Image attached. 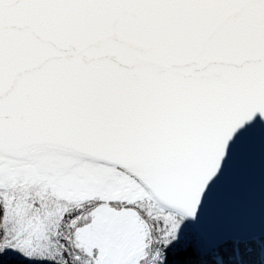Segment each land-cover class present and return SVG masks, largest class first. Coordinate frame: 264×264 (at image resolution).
I'll return each instance as SVG.
<instances>
[{"label":"water","instance_id":"95a60500","mask_svg":"<svg viewBox=\"0 0 264 264\" xmlns=\"http://www.w3.org/2000/svg\"><path fill=\"white\" fill-rule=\"evenodd\" d=\"M94 172L200 256L264 239V0H0V192Z\"/></svg>","mask_w":264,"mask_h":264},{"label":"rangeland","instance_id":"374dc122","mask_svg":"<svg viewBox=\"0 0 264 264\" xmlns=\"http://www.w3.org/2000/svg\"><path fill=\"white\" fill-rule=\"evenodd\" d=\"M0 201L9 215L6 224L8 225L11 221L13 231L12 237L3 242L2 250L7 254L6 257L29 260L33 264H44V260L50 259L54 254L56 247L53 237L56 225L66 212L72 211L70 206L62 202H53L47 195L32 192L18 193V195L0 192ZM94 206H90V210ZM141 208L145 213V217L142 215L141 217L148 224L154 218L162 219L161 241L163 244L189 241L193 252L198 254L199 238L183 219L151 204L146 203ZM85 218L87 219V216L84 214L80 217L79 223L76 224L77 221L74 220L69 226L74 230ZM72 243L73 247L85 256L81 249L77 248V241L74 240ZM75 257L77 258V255ZM89 262L90 260L86 257L83 264H89Z\"/></svg>","mask_w":264,"mask_h":264},{"label":"bare ground","instance_id":"6f19581e","mask_svg":"<svg viewBox=\"0 0 264 264\" xmlns=\"http://www.w3.org/2000/svg\"><path fill=\"white\" fill-rule=\"evenodd\" d=\"M93 176H80L72 184L75 187L72 191L75 194L73 199H76L72 201L74 205H80L79 202L85 199L100 202L97 210L88 215L87 224H83L76 232L79 248L88 253L98 251L97 264H137L145 247L141 242L137 253L138 241L136 240L135 246L132 243V238L137 233L135 219L127 209L114 212L110 202L130 205L132 202H146L150 199L136 187L123 185L118 176L107 177L97 173ZM2 192L10 194L8 191ZM31 192L47 196L50 194L49 187L46 186ZM107 229L109 234H106Z\"/></svg>","mask_w":264,"mask_h":264},{"label":"trees","instance_id":"16d2710c","mask_svg":"<svg viewBox=\"0 0 264 264\" xmlns=\"http://www.w3.org/2000/svg\"><path fill=\"white\" fill-rule=\"evenodd\" d=\"M144 204L146 203L138 204L136 208L140 215L145 217L141 208ZM86 210L88 207L82 211H68L58 221L53 237L56 248L52 257L44 260V264H83L86 257L73 247V227L69 225L74 220L77 221L76 224L79 223L80 217ZM8 218V212L0 201V264H33L29 260L7 258V254L2 250L3 242L10 239L13 234L11 221L8 225L6 224ZM162 226L163 221L160 218L149 221L150 243L146 248V258L139 264H264V239L250 243L230 242L218 250L200 256L193 252L189 241L163 244L161 241Z\"/></svg>","mask_w":264,"mask_h":264},{"label":"built area","instance_id":"2783aa9c","mask_svg":"<svg viewBox=\"0 0 264 264\" xmlns=\"http://www.w3.org/2000/svg\"><path fill=\"white\" fill-rule=\"evenodd\" d=\"M140 221H141L142 226L148 231L149 226H148V223L146 222V220H144V219H140ZM79 228H80V227H78L77 230H78Z\"/></svg>","mask_w":264,"mask_h":264}]
</instances>
